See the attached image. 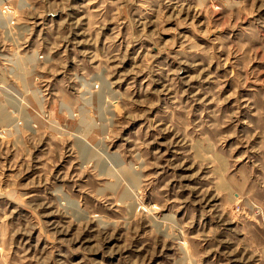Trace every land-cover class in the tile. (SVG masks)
<instances>
[{
  "label": "rangeland",
  "instance_id": "374dc122",
  "mask_svg": "<svg viewBox=\"0 0 264 264\" xmlns=\"http://www.w3.org/2000/svg\"><path fill=\"white\" fill-rule=\"evenodd\" d=\"M0 264H264V0H0Z\"/></svg>",
  "mask_w": 264,
  "mask_h": 264
}]
</instances>
